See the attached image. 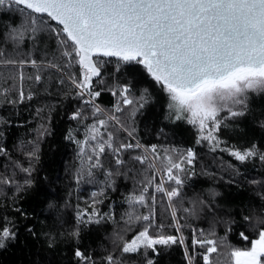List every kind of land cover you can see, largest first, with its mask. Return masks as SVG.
<instances>
[{
    "label": "trees",
    "instance_id": "trees-1",
    "mask_svg": "<svg viewBox=\"0 0 264 264\" xmlns=\"http://www.w3.org/2000/svg\"><path fill=\"white\" fill-rule=\"evenodd\" d=\"M25 16L14 6H0V51L4 52L0 56V229L15 232L0 247V264H83L75 256L77 249L91 258V264H107L109 255L116 264H146L147 259L154 264H188L186 247L193 264H203L207 246L192 248L193 230L198 239L216 241L211 264H231L232 249L250 248L257 230L253 224L264 220V160L259 158L264 153V91L246 92L244 103L231 108L242 115L223 119L217 131L238 148L255 146L257 155L241 162L225 150L197 143V128L186 115L176 119L167 94L142 66L121 64L117 71L116 57H94L101 69V76L93 78V91L100 92L94 100L104 108L96 112V103L86 104L70 82L69 77L76 78L80 70L62 55L47 23L38 24L40 30L34 35L25 33L23 40L10 38L13 29L28 27ZM44 20L54 24L46 16ZM125 84L131 85L130 99L138 101L144 95L143 107L121 103L119 86ZM115 103L122 111L114 109ZM78 111L80 117L73 119ZM99 120L106 125L101 127ZM128 131H133L132 137ZM108 133L113 148L134 144L135 139L145 145L156 142L161 157L156 161L164 172L168 163L162 157L170 154L178 162L192 149L196 154L192 163L181 161L184 171L178 172L184 181L180 197L169 201L156 190L161 178L151 166L154 163L133 159L142 156V147L120 153L106 147L99 155L100 166L93 167V147L107 141ZM92 135L97 139L91 140ZM117 158L123 163L117 165ZM167 187L176 185L167 180ZM140 194L145 196L144 204L129 203ZM93 211L92 222H78L79 213L85 212L87 220ZM145 215L152 218L151 235L183 236L185 244L158 245V255L151 249L123 253L122 244L149 223L135 217ZM241 232L249 237L247 241Z\"/></svg>",
    "mask_w": 264,
    "mask_h": 264
},
{
    "label": "snow or ice",
    "instance_id": "snow-or-ice-1",
    "mask_svg": "<svg viewBox=\"0 0 264 264\" xmlns=\"http://www.w3.org/2000/svg\"><path fill=\"white\" fill-rule=\"evenodd\" d=\"M5 5L14 6V10L26 14L25 22L28 24L22 30L13 29L10 38L23 40L25 33L30 31L34 35L40 30L38 24H48V29L59 40L62 55L69 64L78 66L80 70L79 76L69 79L81 97L86 94L93 98L100 95L99 91H93V78L101 76L94 56L116 57L117 71L121 64L142 66L167 94L168 108L175 112L176 119H184L187 114V122L197 126L201 133L197 143L207 140L213 145L212 150L220 143L214 135L221 126V121L217 119L220 112L227 108L230 116L242 115L241 112L232 111L229 102L243 104V96L249 90L264 91V0H0V6ZM45 16L54 24L45 21ZM3 55L4 52L0 51V56ZM4 62L16 63L13 60ZM30 63L35 65L36 61ZM35 79L39 81L40 76ZM119 89L123 105L139 103L143 107L144 95L138 101L129 98L130 84L120 85ZM116 94L113 91V95ZM19 96L20 100L25 99L23 91ZM95 111L100 112L101 109L97 107ZM116 111L122 109L117 107ZM80 115L79 111L75 112L72 118L77 119ZM111 119L119 123L115 116ZM98 124L103 127L106 121L99 120ZM92 131H97L95 125ZM133 131H128L129 137L133 136ZM96 139V135L91 136V140ZM112 139V134L108 133L107 141L93 147L96 156L93 167L100 166L99 155L105 152L106 147L115 153L142 147L137 142L121 143L113 148ZM229 151L241 162L257 155L255 146L242 152ZM151 152L154 159L161 158L155 145L151 146ZM195 155L192 149H187L180 160L191 164ZM162 158L168 163L165 169L167 178L176 187L167 190L161 184L156 190L164 192L168 200L173 201L181 195L184 181L178 172L184 169L170 154ZM259 158L264 160V153ZM88 159L92 160L93 157L89 156ZM133 159L144 163L149 157L135 156ZM122 163L121 159H116L117 165ZM151 166L155 167L154 164ZM24 171L28 172V169ZM152 199L154 201L155 197ZM129 203L144 204L145 196H133ZM85 215V212L79 213L78 222H92L95 211L87 215V220H84ZM172 216L175 220L174 207ZM135 219L149 223L130 241L122 244L120 250L123 253L151 249L158 255V245L185 244L183 236L151 235V216H137ZM250 219L245 217V220ZM175 227L179 232L181 225L178 221ZM253 227L257 230L256 238L250 241L251 247L232 249L231 264H264V220H258ZM14 236L15 232L8 227L0 229V247H3L5 240ZM240 236L243 240L249 239L243 232ZM196 246H207L202 254L203 264H211L210 256L218 250L216 241L198 239L193 230L192 248ZM75 256L83 264H91V258L79 249L75 251ZM185 256L188 257V264H193L194 257L189 256L187 247ZM106 261L107 264H116L112 255L107 256ZM146 264H154V260L147 259Z\"/></svg>",
    "mask_w": 264,
    "mask_h": 264
},
{
    "label": "rangeland",
    "instance_id": "rangeland-1",
    "mask_svg": "<svg viewBox=\"0 0 264 264\" xmlns=\"http://www.w3.org/2000/svg\"><path fill=\"white\" fill-rule=\"evenodd\" d=\"M91 97L92 96H89V95H84V100H87V101H92V99H91ZM233 105H235V104H232L231 102H229V107L230 108H232L233 107ZM232 110V109H231ZM186 116H187V114H185ZM228 117H230V115H229V113H228V109L227 108H225L223 111H221L220 112V114H219V116L217 117V119H219L221 122L223 121V119L224 120H227V118ZM208 124H209V127H211V122L209 121L208 122ZM196 128H197V132H198V135H197V140L200 138V136H201V133H200V131H199V129H198V127L197 126H195ZM205 135L207 134V133H204ZM214 135L217 137V139L219 140V146L218 147H216L215 149H222V150H225V151H227V152H229L230 153V151L229 150H239V151H244V150H246V149H249V148H252V147H244V148H238L235 144H233L232 142H228V141H225L226 139H224V138H221V137H219L218 135H217V132H215L214 133ZM200 142H206L207 144H209V145H211L212 147H213V145L209 142V141H207V140H201ZM157 162V161H156ZM158 164V163H157ZM159 185V184H158ZM157 185V186H158ZM160 234H162V233H160ZM160 234H157V235H160ZM157 235H154V236H157ZM164 235V234H163ZM256 238V237H255ZM254 238V239H255ZM240 249H247V248H240Z\"/></svg>",
    "mask_w": 264,
    "mask_h": 264
},
{
    "label": "built area",
    "instance_id": "built-area-1",
    "mask_svg": "<svg viewBox=\"0 0 264 264\" xmlns=\"http://www.w3.org/2000/svg\"><path fill=\"white\" fill-rule=\"evenodd\" d=\"M91 99H92L93 102H95V100H94L93 97H91ZM95 103H96L97 107L101 109V111H104V108H103L102 106H100L97 102H95ZM117 107H118V104L115 103V104H114V109H117ZM108 115L111 116V117L114 116V115H111L110 113H108ZM137 142H139V144L142 145V149H143L142 156H148L149 159L155 164V166H156V171L158 172V174L160 175V178H161V182H159L158 184H159V185L163 184V186L165 187V189L170 190V189L167 187V180H168V178H167V174H166V172H164V171L162 170V168L157 164L156 159L153 158V154H152V152H151V146H152V145H155V146L157 147V143H156V142H153V143H151V144H149V145H145V144H143L142 142H140L138 139H135V143H137ZM135 143H134V144H135ZM178 163H181V161H178ZM181 165H182V163H181ZM158 184H156V188H157V185H158Z\"/></svg>",
    "mask_w": 264,
    "mask_h": 264
},
{
    "label": "water",
    "instance_id": "water-1",
    "mask_svg": "<svg viewBox=\"0 0 264 264\" xmlns=\"http://www.w3.org/2000/svg\"><path fill=\"white\" fill-rule=\"evenodd\" d=\"M95 57V56H94ZM93 57V59L95 60V58Z\"/></svg>",
    "mask_w": 264,
    "mask_h": 264
}]
</instances>
